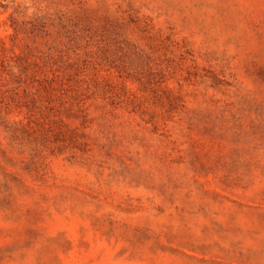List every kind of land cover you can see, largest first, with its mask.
<instances>
[{
    "label": "rangeland",
    "instance_id": "1",
    "mask_svg": "<svg viewBox=\"0 0 264 264\" xmlns=\"http://www.w3.org/2000/svg\"><path fill=\"white\" fill-rule=\"evenodd\" d=\"M0 264H264V0H0Z\"/></svg>",
    "mask_w": 264,
    "mask_h": 264
}]
</instances>
